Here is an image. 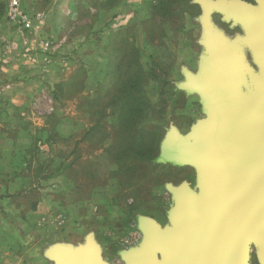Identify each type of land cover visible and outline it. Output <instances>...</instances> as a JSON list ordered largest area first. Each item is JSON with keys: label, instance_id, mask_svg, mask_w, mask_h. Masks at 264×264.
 <instances>
[{"label": "rangeland", "instance_id": "1", "mask_svg": "<svg viewBox=\"0 0 264 264\" xmlns=\"http://www.w3.org/2000/svg\"><path fill=\"white\" fill-rule=\"evenodd\" d=\"M13 1L17 2L14 8ZM192 2L182 21L165 20L162 43L154 32L152 41L143 46L142 63L158 59L162 70L159 80L148 81L146 93L164 108L166 135L172 128L187 136L193 122L206 116L199 96L182 84L186 83L184 75L188 80L197 74L209 41L220 38L230 47L246 45L241 41L247 37L246 30H239L216 11L205 20L204 8L197 0ZM154 4V0H0V264H51L43 258L45 239L57 240L69 230L70 239L79 241L83 227L92 224L103 236L97 235L100 242L105 239L124 251L138 248L143 239L141 219L166 223L171 205L168 188L186 183L196 190L191 166L170 171L160 158V165L153 169L140 163L129 179L128 172L114 174L117 167L102 152L103 146L82 140L97 123L85 100L95 99L96 92L104 93L107 81L102 78L111 34L134 21L141 42L147 34L140 22L152 16ZM125 36L118 35L117 42ZM247 57L243 51L244 67L257 71ZM177 64H182L181 73ZM80 66L88 72L89 87L75 94L66 82ZM100 100L105 103L107 99ZM110 131L107 128L106 133ZM111 136L103 140L104 147L112 143ZM78 141L81 146L76 151ZM78 156L80 165L72 163ZM155 169L161 171L160 176ZM61 172L82 186L75 196L63 192ZM85 198L87 204L80 208ZM2 199L12 202L2 203ZM34 202L41 215L53 216L48 222L53 227L31 228ZM66 209L71 214H63L68 215L64 225L65 218L58 214ZM249 264H260L254 248Z\"/></svg>", "mask_w": 264, "mask_h": 264}, {"label": "water", "instance_id": "2", "mask_svg": "<svg viewBox=\"0 0 264 264\" xmlns=\"http://www.w3.org/2000/svg\"><path fill=\"white\" fill-rule=\"evenodd\" d=\"M197 1L205 20L216 11L244 25L241 41L257 71L244 67L239 46L220 38L205 46L200 77L188 76L182 86L200 96L207 119L187 136L171 128L163 141L166 161L195 169L196 190L186 183L168 188L170 227L141 219L142 242L130 251L144 239L146 247L123 264H249L252 248L264 264V0H256L258 9L239 0ZM92 241L76 253L49 254L55 264H109Z\"/></svg>", "mask_w": 264, "mask_h": 264}, {"label": "trees", "instance_id": "3", "mask_svg": "<svg viewBox=\"0 0 264 264\" xmlns=\"http://www.w3.org/2000/svg\"><path fill=\"white\" fill-rule=\"evenodd\" d=\"M187 2L188 0H154L152 16L140 22L147 34L142 36L141 42L134 21L111 34L112 39L108 44L110 53L102 78L107 81L106 86L102 87L104 93L96 92L95 99L85 100L87 104H91L88 112L97 116V123L87 130L82 140L99 145L100 148L103 146L105 155L117 166L115 175H125L128 172L130 177H127L132 179L136 173L134 170L140 163L153 165L166 124L164 108L158 107V104L149 99L146 87L148 81L160 79L162 70L158 59L142 63L143 46L152 41L151 35L154 32L157 40L162 43L167 29L165 20L179 18L182 21L188 8H191L190 4L186 6ZM155 15L158 16L157 20L153 17ZM171 25L174 26V22ZM123 34L126 36L117 42L118 35L120 37ZM117 56L119 61L115 63ZM84 73L87 75L88 72L82 66L78 67L74 76L66 82L67 89L75 94L88 90L90 77L87 75V79L83 80ZM103 97L107 100L100 103ZM55 98L60 99L61 95ZM104 120L106 123H103ZM107 128L111 129L109 134L106 133ZM109 135H112V143L104 147L102 142ZM73 160L75 162L77 158Z\"/></svg>", "mask_w": 264, "mask_h": 264}, {"label": "crops", "instance_id": "4", "mask_svg": "<svg viewBox=\"0 0 264 264\" xmlns=\"http://www.w3.org/2000/svg\"><path fill=\"white\" fill-rule=\"evenodd\" d=\"M239 1H241V0H239ZM190 3H193L192 0H188L187 4L189 5ZM211 16H212V12L209 13V17H211ZM240 50L242 52L244 51L248 55L249 58L247 57V59L249 60V62L248 61L247 62H248V64H250L252 62V57H251V52H250V50L248 48V44H246L245 46H241ZM204 54L206 55V50H205ZM205 55L203 56V58H201V62H200L201 64L199 65V70H198L197 74L194 73L193 76L200 77V75H201L200 73L202 72V70H204V61H205L204 59H206ZM177 65H178L177 71H178V73H181L180 72V68L181 69L183 68L181 66L182 64L181 65L177 64ZM184 77H185V81L187 82L188 80H186V76L185 75H184ZM168 80H170V78ZM194 93L197 94L196 92H194ZM199 101H201L200 96H199ZM205 119H207V115L205 116L204 120ZM197 125H198V122L196 120L195 122H193V124L191 126V129H192V127H195ZM189 132H190V130H189ZM189 132H187V133H189ZM164 135H166V132L163 134V137H162V139H161V141L159 143L157 155H156V157H155V159L153 161V165H151V166H153L152 169L157 167V166H159L160 164H158V162H159V160L161 158L162 160H160V161H162L163 164H165L167 168H170V171H171L172 167H178V166H181V165H179L177 163V161H175V160L166 161L164 159V158H166L169 155L167 148L163 145L164 138L169 140L171 138V136H172L170 134V132H167L166 137H164ZM179 135L183 136L181 134H179ZM80 146H81V144H78V146L76 148V151H77L78 147L80 148ZM97 149H99V148H97ZM99 151H101V150H99ZM102 152H103V150H102ZM79 159H80V157L78 156L77 160L75 162H72V163L80 165L81 163L79 162ZM111 163H112V165H115L114 162H111ZM165 165H162V166H165ZM155 171H156V169H155ZM160 172L161 171H158V172L156 171L155 174L157 176H160ZM162 174L163 175L167 174V171L163 170ZM60 175H61L60 176V182H63V185H65V187H67V188H65V187L63 188V192L64 193H68V195L71 194V195L75 196L76 192H78L79 189L82 186H80V184H78V183L73 184L76 181L74 179H72V180L69 179L68 173H65V172L62 173L61 172ZM90 178H91V180H89V181H91V183H93L94 179L92 180V177H90ZM113 182L115 183V185L118 184L117 181H113ZM11 199H14V198H11ZM76 200H79V198H76ZM85 200H88V199L85 198V199H83L81 201V204L79 206L80 208H83L84 206H86L87 203H86ZM3 202L4 203L5 202H12V200H10V199H2V203ZM50 202H48V203L50 204ZM3 210H5V209H3ZM65 211H67L68 215L71 214V211L68 212L67 209L66 210H62V212L60 214H58V216L60 218H65L64 225H65V223H67V219L66 218H68V215H67V217H65L63 215L65 213ZM30 212H31L30 213V215H31V228L37 226L40 229H50L51 227H53V224L51 226L50 225L51 223H48L50 220H52L53 216L49 215L48 213H47L48 215H45V214L41 215L40 211L38 210L37 202H34L32 204V208H31ZM151 222L154 225H156L159 228H161V229H165L166 227H170V223H169L168 219L166 220V223L163 224V225H161V224H159L157 222H154V221H151ZM92 225H90L89 227L86 226L87 229L83 227L82 235L79 238V241H75L74 242V241H72V239H70V236L67 235L69 230L64 232V233H60L57 240L47 241L45 239L44 243H48V244L46 245V247L43 250V258H44V260L50 262L51 264H55L56 262L51 258L50 254H49L50 252H53V251H61V252L70 251V252L76 253V252H78V250H80L81 248H83L87 244V241L90 238L93 240L92 244H93L94 253H96L101 258V260L106 261L109 264H123V260H125V258L128 256V254L129 255L130 254H136V253L140 252L141 250H143L146 247L145 239L143 240V243H142L141 247L139 249H136V250H133V251H130V250L124 251L121 246L117 247L115 243H107V240L105 241V239H103V242H100L98 240V238H97V235H99L100 239L103 236L98 231H96L97 229L95 227H93ZM89 228H91L92 230H89ZM114 259H116L117 263L113 262Z\"/></svg>", "mask_w": 264, "mask_h": 264}, {"label": "flooded vegetation", "instance_id": "5", "mask_svg": "<svg viewBox=\"0 0 264 264\" xmlns=\"http://www.w3.org/2000/svg\"><path fill=\"white\" fill-rule=\"evenodd\" d=\"M241 1L257 9L260 7V4L256 0H241ZM236 27L241 31L246 30L244 25H242L241 23H237Z\"/></svg>", "mask_w": 264, "mask_h": 264}, {"label": "built area", "instance_id": "6", "mask_svg": "<svg viewBox=\"0 0 264 264\" xmlns=\"http://www.w3.org/2000/svg\"><path fill=\"white\" fill-rule=\"evenodd\" d=\"M17 6V2L16 1H13L12 4H11V7L14 8Z\"/></svg>", "mask_w": 264, "mask_h": 264}]
</instances>
